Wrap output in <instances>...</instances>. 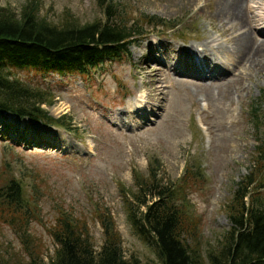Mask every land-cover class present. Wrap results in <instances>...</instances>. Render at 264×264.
Masks as SVG:
<instances>
[{
    "label": "rangeland",
    "instance_id": "rangeland-1",
    "mask_svg": "<svg viewBox=\"0 0 264 264\" xmlns=\"http://www.w3.org/2000/svg\"><path fill=\"white\" fill-rule=\"evenodd\" d=\"M30 1L0 4L19 14ZM230 1L112 0L132 19L155 15L170 22L145 30L120 60L106 61L86 76L45 79L55 103L44 107L56 117L68 115L74 130L0 114V171L22 180L34 212L24 234L0 223L1 264H49L56 244L48 229L58 209L88 221L96 250L103 243L97 214L110 212L123 255L142 263L156 260L151 246L135 235L121 198V188L133 186V170L145 174L150 165L159 167L164 183L199 166L203 180H195L187 200L202 241L215 242L229 226L224 205L236 182L252 170L255 129L247 115L264 87V23L254 17L264 19V0H237L242 15L234 22L226 20ZM40 3L41 17L54 22L66 12L81 23L100 16L96 0ZM219 3L222 15H216ZM244 31L250 39L236 53L229 38ZM195 57L216 76L195 79L207 73L191 71L186 61Z\"/></svg>",
    "mask_w": 264,
    "mask_h": 264
},
{
    "label": "trees",
    "instance_id": "trees-1",
    "mask_svg": "<svg viewBox=\"0 0 264 264\" xmlns=\"http://www.w3.org/2000/svg\"><path fill=\"white\" fill-rule=\"evenodd\" d=\"M96 5L100 16L81 23L68 12L59 22L41 17L40 0H31L19 14L0 4V112L74 130L68 115L56 117L44 107L55 103L45 79L86 76L106 61L120 60L145 30L170 22L155 15L132 19L112 0H96ZM174 22L169 28L177 26ZM247 116L255 129L252 170L236 182L225 203L229 226L215 242L202 241L199 222L189 210L187 196L195 180H203L200 167L196 172L186 167L174 182L164 183L159 167L150 165L145 174L133 170V186L121 188V198L135 235L151 246L156 260L142 263L136 256L123 255L110 212L97 214L103 243L96 250L88 221L58 209L48 229L56 244L49 264H264V87ZM6 174L0 171V223L24 234L34 212L22 180ZM140 206H145L144 212L139 213Z\"/></svg>",
    "mask_w": 264,
    "mask_h": 264
},
{
    "label": "bare ground",
    "instance_id": "bare-ground-1",
    "mask_svg": "<svg viewBox=\"0 0 264 264\" xmlns=\"http://www.w3.org/2000/svg\"><path fill=\"white\" fill-rule=\"evenodd\" d=\"M226 1V0H225ZM242 2H244V1H242V0H240L239 1V3H242ZM228 3V2H227ZM237 0H231L230 2H229V6H230V8H231V11H230V8H229V17H227L226 18V20H228V21H238V19L240 18L239 16H241L240 14L239 15H237V13L238 12H236V5H237ZM242 4H245V2L244 3H242ZM223 5V4H222ZM218 6H219V9H216L217 11H216V15H222L223 13H224V8H222L221 7V5H220V3L218 4ZM227 6V5H226ZM237 7H240V5L239 6H237ZM241 8H242V6H241ZM251 8V7H250ZM252 9V8H251ZM256 9V8H255ZM252 11V10H251ZM257 13V12H256ZM227 14V13H226ZM252 14V13H251ZM252 16V15H251ZM254 17H255V21H258V25L259 24H263L264 23V19L262 18V17H259V19H258V16L255 14L254 15ZM248 17H246V19H247ZM245 19V18H244ZM252 20V19H251ZM239 23V22H238ZM253 23V22H252ZM253 24H255L254 26L255 27H257L258 25L256 24V23H253ZM249 25V24H248ZM245 26H247V25H245ZM231 27V26H230ZM235 27V26H234ZM242 29V28H241ZM239 30V29H238ZM227 31V30H226ZM242 31V30H241ZM221 34L223 35V36H227V33L226 32H221ZM235 34V33H234ZM241 34V33H240ZM228 36H230V34H228ZM227 36V37H228ZM226 37V38H227ZM250 39V33H248V31L246 32V31H244L239 37L237 36H233L232 35V37L231 38H229V41L231 42V44H232V49L236 52V53H238L241 49H243V48H245L246 47V45H247V42H248V40ZM263 47V46H262ZM168 56V55H167ZM193 60H194V62H195V64L200 68V69H202V70H207V73H203L202 71H201V76H203V77H199V76H196L195 77V79H197V80H204V79H210V78H214L215 76H216V74H215V71L213 70V71H211V70H209V66L207 65V62L204 60V61H201V59H197V58H193ZM179 67L178 66H172V69H174L175 71H177L176 69H178ZM179 70V69H178ZM162 71V70H161ZM180 71V70H179ZM186 71V70H185ZM179 73H182V74H185V72L184 71H180ZM198 73H199V71H198Z\"/></svg>",
    "mask_w": 264,
    "mask_h": 264
}]
</instances>
